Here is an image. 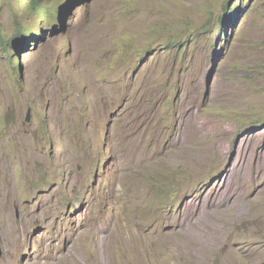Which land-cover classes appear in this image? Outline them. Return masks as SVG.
Listing matches in <instances>:
<instances>
[{"label":"rangeland","instance_id":"374dc122","mask_svg":"<svg viewBox=\"0 0 264 264\" xmlns=\"http://www.w3.org/2000/svg\"><path fill=\"white\" fill-rule=\"evenodd\" d=\"M0 30V264H264V0H0Z\"/></svg>","mask_w":264,"mask_h":264},{"label":"bare ground","instance_id":"6f19581e","mask_svg":"<svg viewBox=\"0 0 264 264\" xmlns=\"http://www.w3.org/2000/svg\"><path fill=\"white\" fill-rule=\"evenodd\" d=\"M146 95V94H145ZM189 110L190 109H188V116H186V117H188V118H179V124H180V126H182V124L186 121V120H188V127L187 128H185L186 129V133H187V136H186V134L184 135L186 138H181L182 136H180V133H179V135L177 136V141H178V139L180 140V141H182V145H184V147H185V145H187V143H189L188 142V133L189 134H194L195 135V132H196V126L195 125H193L192 123H191V117H192V115L193 114H191V113H189ZM179 111V110H178ZM183 117V116H182ZM140 120V119H139ZM179 126V127H180ZM178 127V128H179ZM198 130V129H197ZM199 131V130H198ZM179 132V131H178ZM181 132V131H180ZM183 134V133H182ZM198 134V133H197ZM193 136V135H192ZM200 136V135H199ZM189 137H190V135H189ZM198 139H199V137H198ZM190 140V139H189ZM194 140V139H193ZM198 141V140H197ZM193 142V141H192ZM194 143V142H193ZM203 144V143H202ZM201 144V145H202ZM189 145H190V143H189ZM194 145H195V143H194ZM197 145V144H196ZM204 145V144H203ZM190 146H192V145H190ZM205 147V146H204ZM208 147H210V146H208ZM207 147V148H208ZM215 147V146H214ZM211 148V147H210ZM209 148V149H210ZM213 148V147H212ZM216 148L218 149V146H216ZM220 149H221V147H220ZM220 149H218V150H220ZM217 150V151H218ZM222 150V149H221ZM225 154V153H224ZM199 155V154H198ZM225 157H226V154H225ZM198 158V157H197ZM200 166V165H199ZM194 167H195V163H194ZM198 167V166H197ZM196 167V168H197ZM195 168V169H196ZM199 168V167H198ZM197 170V169H196ZM235 171V170H234ZM238 171H239V169H238ZM241 171H243V170H241ZM232 172H231V170L230 169H227V170H225V171H223V174H222V176L220 177V179L217 181V184H219V186H224L225 187V185L226 184H228V183H230V181H229V179H231V174ZM240 173V172H239ZM198 174V173H197ZM237 174V173H236ZM233 178V177H232ZM232 180V179H231ZM240 180V179H239ZM229 181V182H228ZM235 181H237V180H235ZM228 182V183H227ZM239 182V181H238ZM238 182H236V183H238ZM231 183H232V181H231ZM236 183H234L235 185H237ZM239 183H241V182H239ZM227 186H229V185H227ZM232 186V185H231ZM234 187V186H233ZM226 188V187H225ZM236 188H237V186H236ZM233 189V188H232ZM242 189V188H241ZM244 189V188H243ZM222 190H224V189H222ZM229 190V189H228ZM231 190V189H230ZM239 190H240V188H239ZM225 191V190H224ZM241 191V190H240ZM243 191V190H242ZM233 192H235V191H233ZM258 192H261V191H258ZM238 193V192H237ZM221 194V193H220ZM223 194V193H222ZM243 194H244V192H243ZM242 194V195H243ZM259 194V193H258ZM258 194L254 197V199H252L251 200V203L254 205V206H256L257 207V204H259V203H261V205H260V207H258L257 209H258V213L256 214V215H252V213L251 214H242V215H240V216H238V217H236V219H238L237 221H244V220H247V219H249L251 222H253L254 220H255V218H256V216L257 215H259V216H263L264 215V198H261L260 196H262L263 197V194L262 195H260V196H258ZM261 194V193H260ZM191 195V194H190ZM223 195H225V194H223ZM223 195H222V198H223ZM234 195V194H233ZM241 194H240V196H242ZM239 196V197H240ZM188 197H190V196H188ZM243 197V196H242ZM221 198V199H222ZM235 198H236V195H235ZM235 198H234V200H235ZM241 198V197H240ZM244 198V197H243ZM213 199V198H212ZM211 199V200H212ZM230 199V198H229ZM219 200V199H218ZM202 201V200H201ZM238 201V200H237ZM237 201L235 202V203H237ZM247 201V200H246ZM208 202V201H207ZM189 203V202H188ZM191 203V202H190ZM203 202H201V204H202ZM206 203V202H205ZM204 203V204H205ZM249 203H250V201H249ZM203 204V205H204ZM209 204V203H208ZM233 204V203H232ZM248 204V203H247ZM200 206H202V205H200ZM199 206V207H200ZM209 206H211V205H209ZM190 208V207H189ZM207 208V207H206ZM197 209V208H196ZM195 209V210H196ZM200 209V208H199ZM198 209V211H197V214L199 213V217H200V224H203L204 222H206V224H208V222H209V218H208V216L209 215H207L205 212L206 211H208L207 209H200L199 210ZM227 209V208H226ZM205 210V211H204ZM214 211H216V210H214ZM204 212V213H203ZM219 212V211H218ZM203 213V214H202ZM209 213V212H208ZM194 214V213H193ZM211 215H212V213H211ZM210 215V216H211ZM197 215H195V217H196ZM215 216H216V214H215ZM213 217V216H212ZM264 217V216H263ZM262 218V217H261ZM212 219V218H211ZM198 220V219H197ZM236 221V220H235ZM236 221V222H237ZM196 222V224H197V221H195ZM210 223H211V221H210ZM211 225H212V223H211ZM195 226V225H194ZM200 226V225H199ZM198 226V227H199ZM206 226V225H205ZM213 226H215V225H213ZM209 227V229H210V226H208ZM207 227V228H208ZM220 227V226H219ZM202 228H204V227H202ZM216 228H217V226H216ZM212 229V228H211ZM214 229V228H213ZM194 230H196V229H194ZM218 230V229H217ZM184 231V230H183ZM188 231V230H187ZM192 231V230H191ZM210 231H212V230H210ZM260 231V230H259ZM179 232V231H178ZM186 232V231H185ZM188 232H190V231H188ZM193 232V231H192ZM218 232V231H217ZM191 233V232H190ZM194 233H196V232H194ZM203 233V232H202ZM212 233V232H211ZM211 233H209L208 234V236L210 237V234ZM189 234V233H188ZM199 234H200V232H199ZM215 235V234H214ZM213 235V236H214ZM212 236V237H213ZM255 236V234L253 235V237ZM257 236V235H256ZM190 238L192 237V236H189ZM196 238V239H199L200 238V235H194L193 236V238ZM208 238V237H207ZM252 238V237H251ZM189 239V238H188ZM195 239V240H196ZM253 239V238H252ZM255 239V238H254ZM249 240H251V239H249Z\"/></svg>","mask_w":264,"mask_h":264},{"label":"trees","instance_id":"16d2710c","mask_svg":"<svg viewBox=\"0 0 264 264\" xmlns=\"http://www.w3.org/2000/svg\"><path fill=\"white\" fill-rule=\"evenodd\" d=\"M59 8H61V9H63V6H59ZM226 11H227V8H226ZM56 15V17L58 16V14H59V11H53V12H51V15ZM237 14H240V10H238L237 11ZM50 16V15H49ZM24 35V34H23ZM25 37H26V34L24 35ZM0 40H2L3 41V44L4 45H6V41L4 40V38H3V35H2V31L0 30ZM13 47L12 46H9V47H7V52L9 53L10 51H11V49H12Z\"/></svg>","mask_w":264,"mask_h":264},{"label":"water","instance_id":"95a60500","mask_svg":"<svg viewBox=\"0 0 264 264\" xmlns=\"http://www.w3.org/2000/svg\"><path fill=\"white\" fill-rule=\"evenodd\" d=\"M30 120V118H28V121ZM3 256V251H2V247H1V233H0V259Z\"/></svg>","mask_w":264,"mask_h":264},{"label":"clouds","instance_id":"9594fccd","mask_svg":"<svg viewBox=\"0 0 264 264\" xmlns=\"http://www.w3.org/2000/svg\"><path fill=\"white\" fill-rule=\"evenodd\" d=\"M238 11V10H237ZM241 14V13H240ZM240 14H238V15H240Z\"/></svg>","mask_w":264,"mask_h":264}]
</instances>
